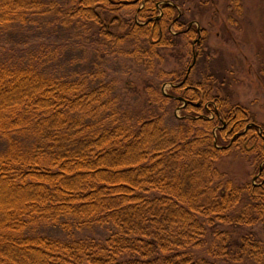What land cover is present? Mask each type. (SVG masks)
I'll list each match as a JSON object with an SVG mask.
<instances>
[{
  "label": "trees",
  "instance_id": "16d2710c",
  "mask_svg": "<svg viewBox=\"0 0 264 264\" xmlns=\"http://www.w3.org/2000/svg\"><path fill=\"white\" fill-rule=\"evenodd\" d=\"M166 1L0 0V264H264L263 239L247 231L264 228V126L213 72L196 79L206 29L197 43L195 25L174 35L179 8L177 31L195 18ZM231 7L235 24L242 0ZM75 46L93 47L90 65L72 66ZM178 48L184 68L156 72ZM115 54L154 77L142 79L140 116L107 73ZM237 151L254 157L259 183L220 170Z\"/></svg>",
  "mask_w": 264,
  "mask_h": 264
},
{
  "label": "rangeland",
  "instance_id": "374dc122",
  "mask_svg": "<svg viewBox=\"0 0 264 264\" xmlns=\"http://www.w3.org/2000/svg\"><path fill=\"white\" fill-rule=\"evenodd\" d=\"M180 1L185 2L186 6L191 8L196 26L206 29L203 52H208L210 61L199 64L195 73L196 79L198 77H209L207 79H210L213 72L215 75L213 74L212 80L222 89L223 95L229 96L231 104L243 106L253 114L257 124L261 127L264 126V0H242L244 15L238 17L235 24L228 20V16L234 14L231 0ZM125 12L120 13L123 16ZM44 22L46 23L47 19H44ZM58 30L60 29L57 31L48 29L44 37L53 38V41L60 37L68 38L67 34L62 31L58 32ZM54 33H58L59 36H55ZM24 34V31L13 32L5 36V41H9V46H11L12 43L21 42V37H24L22 36ZM179 48L168 49L163 58V64L156 67V72L164 70L169 73L184 68L185 50L183 48L182 51ZM93 50V47L84 50L75 46L67 58L72 61V66L84 67L91 64V60L94 58ZM187 52L189 53V51ZM106 59L107 73L118 78L120 86L124 90H128L125 104L128 103L134 114L140 116L146 104L143 80L145 85L151 82L154 77L139 68L136 62L129 57L115 54L107 55ZM163 78V82H155L157 83L156 87L160 91L168 93L172 84L167 81V76ZM151 107L156 109L154 106ZM176 113L179 116L182 114L180 109H177ZM256 165L253 156L241 151L224 155L218 163L220 170L226 172L240 185L248 182L259 183ZM247 231L256 233L264 241L262 225L248 227ZM49 233H57V230H50ZM246 264L258 263L250 260Z\"/></svg>",
  "mask_w": 264,
  "mask_h": 264
},
{
  "label": "flooded vegetation",
  "instance_id": "af4514ba",
  "mask_svg": "<svg viewBox=\"0 0 264 264\" xmlns=\"http://www.w3.org/2000/svg\"><path fill=\"white\" fill-rule=\"evenodd\" d=\"M163 3V2H162ZM166 3L170 4V5H173L175 6V3L171 0L169 1H166ZM160 5V3H159ZM164 12L163 10L161 9L160 10V14L157 16V19H160L162 16H163ZM183 14H184V11L182 9L179 8V11H178V15L176 16V18H174L173 22L170 24V31H172V33L175 35H181V33L183 32H186L188 30H190L192 28L193 25L196 26V22L195 21H192L189 23L188 27L185 28L184 30H180V31H177L176 30V26H182V23H181V19L183 17ZM176 21H179V23H176ZM198 25V24H197ZM196 30L198 32V37L195 39V43L199 42L202 38V33H203V30L204 28H202L201 26H196Z\"/></svg>",
  "mask_w": 264,
  "mask_h": 264
},
{
  "label": "water",
  "instance_id": "95a60500",
  "mask_svg": "<svg viewBox=\"0 0 264 264\" xmlns=\"http://www.w3.org/2000/svg\"><path fill=\"white\" fill-rule=\"evenodd\" d=\"M194 63H195V60H194V62L191 64V66H190V69L192 68V66L194 65ZM190 69H189V71H190ZM173 85V84H172ZM184 102H185V104H186V100L185 99H182Z\"/></svg>",
  "mask_w": 264,
  "mask_h": 264
}]
</instances>
